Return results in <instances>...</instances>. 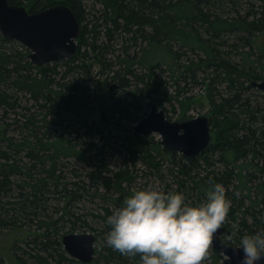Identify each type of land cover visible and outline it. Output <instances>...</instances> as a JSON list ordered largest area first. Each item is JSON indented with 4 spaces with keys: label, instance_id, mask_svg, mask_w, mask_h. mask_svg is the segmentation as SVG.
<instances>
[{
    "label": "trees",
    "instance_id": "1",
    "mask_svg": "<svg viewBox=\"0 0 264 264\" xmlns=\"http://www.w3.org/2000/svg\"><path fill=\"white\" fill-rule=\"evenodd\" d=\"M8 3L29 13L62 3L79 23L76 52L41 66L0 33V229L25 231L12 244L21 264H139L106 244L105 221L133 190L156 183L192 204L206 199L203 185L221 183L222 225L239 237L264 229V94L252 85L264 80V0ZM194 86L211 106L213 145L192 162L169 160L130 123L147 100L192 101ZM78 230L96 237L90 262L63 247ZM222 257L209 247L203 264Z\"/></svg>",
    "mask_w": 264,
    "mask_h": 264
},
{
    "label": "clouds",
    "instance_id": "2",
    "mask_svg": "<svg viewBox=\"0 0 264 264\" xmlns=\"http://www.w3.org/2000/svg\"><path fill=\"white\" fill-rule=\"evenodd\" d=\"M228 210L221 183L213 184L197 204L182 192L145 186L106 217L104 239L122 255H139V264H203ZM234 250H242L240 264H258L264 259V229L242 235Z\"/></svg>",
    "mask_w": 264,
    "mask_h": 264
},
{
    "label": "water",
    "instance_id": "3",
    "mask_svg": "<svg viewBox=\"0 0 264 264\" xmlns=\"http://www.w3.org/2000/svg\"><path fill=\"white\" fill-rule=\"evenodd\" d=\"M0 33L28 48L31 63L41 66L68 58L76 52L79 23L70 8L62 3L29 13L21 5L0 0ZM252 85L264 92V80L252 81ZM131 132L145 137L159 134L165 156L170 160L174 153H179L187 162L208 153L214 140L210 113L170 120L153 102L146 116L131 126ZM231 234L232 231L222 225L213 235L211 249L223 256V264H240L242 250H234L237 245L221 239V235ZM95 240V235L87 231L62 236L66 252L81 262L93 259ZM258 264H264V259Z\"/></svg>",
    "mask_w": 264,
    "mask_h": 264
},
{
    "label": "rangeland",
    "instance_id": "4",
    "mask_svg": "<svg viewBox=\"0 0 264 264\" xmlns=\"http://www.w3.org/2000/svg\"><path fill=\"white\" fill-rule=\"evenodd\" d=\"M7 46H9V45H7ZM98 70H99V68L96 67V73H95L96 76L94 77V80L101 82L102 77H101V75H99L97 73ZM257 89L260 90L259 88H257ZM101 92L103 93V91H100V89H99V91H96V93H99V94ZM261 92H262V94H264L263 91H261ZM185 95L186 96L187 95L188 96L194 95L195 97H193L194 99L192 101L184 102L183 104H179L177 101H173L172 104H167V103L163 104L162 103L160 105L158 102H155L152 100H147L148 106L145 109H143L142 111H140L139 116H140V118H142V117L146 116V114L150 111V102L155 103L159 109L167 110L166 112L165 111L164 112H165L166 117L169 118L170 120L178 118V117H193V116L198 115L199 113L210 112L211 106H210L209 100L207 98V95L204 93L203 88H199L198 86H194L190 90V92L186 93ZM25 101H26V98H23L22 103H25ZM94 105L97 107L99 105V101L94 100ZM91 116H92L91 118H93V119L98 118L97 112H93V114ZM13 118H14L13 114H8L6 122H12ZM136 122L130 123V125L132 126ZM7 134L9 136L17 137V131L14 128V126H8L7 127ZM150 138L153 139L154 141L158 142L160 140V135L157 133H153L150 136ZM115 160L111 161L112 166L113 165L118 166L119 162L121 161V157L118 155V156H116ZM165 162L167 163V161H165ZM81 164L82 163H80V165ZM167 164H169V163H167ZM151 180H157V179H155L154 177H151ZM158 186L160 187V189L158 188ZM209 188L210 187L207 188L206 186L203 185L201 190L203 191L204 194H206V192ZM155 189L161 190L162 189L161 184L158 185L156 183ZM86 231L93 233L90 230H78V231L72 232V233L86 232ZM232 231H233V234L231 237L230 236L229 237L223 236L222 239H223V241L230 242L234 245H237L240 237L236 233L237 232L236 230H232ZM24 232L25 231H19V230L10 231V230H6V229H0V264H21L15 256V252L13 250L12 244L15 242L21 244V240H23L24 239L23 237L25 236ZM96 245H97V243L95 244V246ZM209 247L211 248V245ZM222 260H223V257H222V259L219 260V264H223Z\"/></svg>",
    "mask_w": 264,
    "mask_h": 264
},
{
    "label": "flooded vegetation",
    "instance_id": "5",
    "mask_svg": "<svg viewBox=\"0 0 264 264\" xmlns=\"http://www.w3.org/2000/svg\"><path fill=\"white\" fill-rule=\"evenodd\" d=\"M231 231H232V230H231ZM232 234H233V231H232ZM232 234L230 235V237L232 236ZM223 236L229 237V236H227V235H221V239H222ZM222 241H223V239H222ZM223 242L228 243V244H231V245H234V244H232V243H230V242H226V241H223Z\"/></svg>",
    "mask_w": 264,
    "mask_h": 264
}]
</instances>
